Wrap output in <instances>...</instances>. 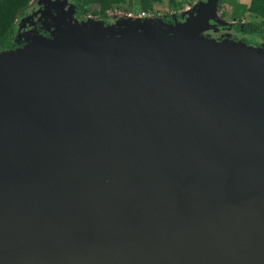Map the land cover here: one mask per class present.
<instances>
[{
    "label": "water",
    "instance_id": "95a60500",
    "mask_svg": "<svg viewBox=\"0 0 264 264\" xmlns=\"http://www.w3.org/2000/svg\"><path fill=\"white\" fill-rule=\"evenodd\" d=\"M217 3L0 51V264H264V47Z\"/></svg>",
    "mask_w": 264,
    "mask_h": 264
},
{
    "label": "trees",
    "instance_id": "16d2710c",
    "mask_svg": "<svg viewBox=\"0 0 264 264\" xmlns=\"http://www.w3.org/2000/svg\"><path fill=\"white\" fill-rule=\"evenodd\" d=\"M32 0H0V51L17 47L13 43V36L16 30L15 22L28 9ZM76 15L85 18L88 14L107 20L108 10L122 8L128 13L139 14L147 12L157 15L160 12L156 5L162 4L164 0H74ZM191 0H167L168 10L164 12L166 23L174 24L169 14L179 12ZM230 2L235 9L232 21H238L237 29L242 33L244 42L256 44L264 38V0H250L248 4L238 0H218L222 7L223 3ZM165 4V3H164ZM238 12L236 13V11ZM222 10L221 16H224ZM243 22V23H241Z\"/></svg>",
    "mask_w": 264,
    "mask_h": 264
},
{
    "label": "flooded vegetation",
    "instance_id": "af4514ba",
    "mask_svg": "<svg viewBox=\"0 0 264 264\" xmlns=\"http://www.w3.org/2000/svg\"><path fill=\"white\" fill-rule=\"evenodd\" d=\"M201 1L204 2L206 0ZM40 2H42L40 6H38L35 10L31 11L28 15L25 12L21 16V20L15 23L16 30L13 36V43L16 46L22 45L24 42H26L27 38L33 33L34 30L41 34L49 35L50 31L53 29L50 25V22H52V15L56 14L61 6L65 5L66 0H41ZM67 2L75 4L74 0H67ZM66 9H68V5H66ZM165 16L166 14H162L158 16L154 15L153 17H159L160 20L167 22L168 20L164 19ZM169 16L172 18V23L182 20L181 13H178L176 17H173L170 14ZM77 18L81 20L85 19L79 17ZM236 25H239V23H237ZM236 25L234 24L230 28L224 25L217 26L215 27V29H209L205 31V35L206 37L210 38H231L234 40L244 41V37H242V33L237 29ZM225 29H230L228 34ZM260 44H262L261 39H259L254 45L260 46Z\"/></svg>",
    "mask_w": 264,
    "mask_h": 264
},
{
    "label": "rangeland",
    "instance_id": "374dc122",
    "mask_svg": "<svg viewBox=\"0 0 264 264\" xmlns=\"http://www.w3.org/2000/svg\"><path fill=\"white\" fill-rule=\"evenodd\" d=\"M40 1H41V0H32V1H31V3H30V5H29L28 9L26 10L27 15H28L31 11L35 10L38 6H40V5L42 4V2H40ZM238 1L241 2V3H244V4H248V3L250 2V0H238ZM166 2H167V0H164V2H163L162 4L156 5V8L160 9V10H159L160 12L157 13V16H158V15H162V14H164V12L168 10ZM201 2H202L201 0H191V2H190L191 4H186L185 7H184L182 10H180L179 12H171L170 15H174L173 17H176L178 13H183V12H185V10H187V9H191L192 7L196 6V3H201ZM164 3H165V4H164ZM222 10L224 11V13H223L224 16H223V17H221V12H222ZM168 11H169V10H168ZM233 12L235 13V9H233V5H231L230 2H226V3H223L222 7H220V5L217 3V6L215 7V10H214V13H213V14L215 15V17H216L217 19L226 22V24H222V25H224V26H228V27L230 28V27H232L234 24L236 25V24L238 23V21H232V20H230V19L232 18V14H233ZM237 12H238V10L236 11V13H237ZM145 13H146V16H147V17H150V16L155 15V14H151V13H147V12H145ZM107 15H108L107 20H104V21L107 22V23H110V22H112V21L118 19L119 17H125V16L129 17V16H131L128 12H126V11H125L124 9H122V8L113 9V10H108V11H107ZM134 15H135V14H134ZM136 15H137V14H136ZM28 17H29V16H28ZM89 17H90V18L98 19V17L92 15V13H91V14H88V15L85 17V19H87V18H89ZM131 17H133V16H131ZM21 18H22V17L20 16V17L16 20L15 23L19 22V21L21 20ZM241 23H243V22H241ZM229 30H230V29H225V31L227 32V34L229 33ZM203 34H204V36L206 37L205 32H204ZM263 39H264V38H261L262 44H260L262 47H264V40H263ZM253 45H254V44H253ZM258 46H259V45H258Z\"/></svg>",
    "mask_w": 264,
    "mask_h": 264
},
{
    "label": "built area",
    "instance_id": "2783aa9c",
    "mask_svg": "<svg viewBox=\"0 0 264 264\" xmlns=\"http://www.w3.org/2000/svg\"><path fill=\"white\" fill-rule=\"evenodd\" d=\"M129 14L133 17H139V18H146L147 17L145 12H141L137 15H134L133 13H129Z\"/></svg>",
    "mask_w": 264,
    "mask_h": 264
},
{
    "label": "clouds",
    "instance_id": "9594fccd",
    "mask_svg": "<svg viewBox=\"0 0 264 264\" xmlns=\"http://www.w3.org/2000/svg\"><path fill=\"white\" fill-rule=\"evenodd\" d=\"M154 16V15H153ZM153 16H151V17H153Z\"/></svg>",
    "mask_w": 264,
    "mask_h": 264
}]
</instances>
